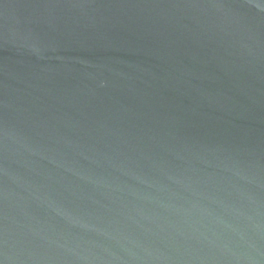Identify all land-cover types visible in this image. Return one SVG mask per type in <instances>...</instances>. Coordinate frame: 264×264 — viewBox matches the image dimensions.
<instances>
[{"label": "water", "instance_id": "water-1", "mask_svg": "<svg viewBox=\"0 0 264 264\" xmlns=\"http://www.w3.org/2000/svg\"><path fill=\"white\" fill-rule=\"evenodd\" d=\"M0 264H264V0H0Z\"/></svg>", "mask_w": 264, "mask_h": 264}]
</instances>
